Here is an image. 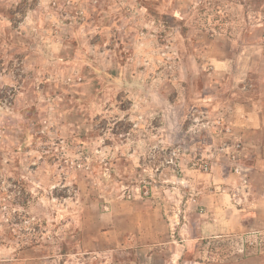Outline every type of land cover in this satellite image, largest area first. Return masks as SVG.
<instances>
[{"label":"rangeland","instance_id":"374dc122","mask_svg":"<svg viewBox=\"0 0 264 264\" xmlns=\"http://www.w3.org/2000/svg\"><path fill=\"white\" fill-rule=\"evenodd\" d=\"M41 22L53 28L49 36L57 31L60 41L95 42L91 74L76 76L71 65L60 62L54 66V73L60 68L58 79L38 78L53 69L31 48L37 46L35 26ZM254 24L261 26L246 33ZM240 29L242 39L248 34L258 40L264 32V0H0V68L12 79L6 85L0 78V107H13L22 85L30 94L47 91L37 102L35 95L29 99L53 106L37 114V134L20 146L10 141L12 150L0 147V264H160L170 251L171 244L160 242L170 231L167 217L173 212L155 183L171 182L155 177L156 166L159 171L164 164L151 159L152 149H193L198 136H190L183 125L172 139L177 142L164 144V116L153 113L148 102L151 97L163 101L172 89L153 92L148 77L133 80L130 73L195 72L199 45L220 42V33L233 37ZM137 42H155L154 49L135 51ZM20 48H28L26 65L10 54H20ZM150 58L155 61L149 65ZM76 89L90 95L85 103L109 109L92 114L89 129L71 124L88 116L71 113L72 105L84 102ZM133 105L139 110L130 111ZM172 115L169 122H183L180 113ZM148 124L159 133L156 145L147 143ZM132 136L146 140L138 158L129 154L130 145L112 147L116 141L130 143ZM236 178L243 188L248 185ZM253 229L264 232V224ZM259 231L247 240L233 236L206 246L220 264H264V233Z\"/></svg>","mask_w":264,"mask_h":264},{"label":"crops","instance_id":"0c3cea01","mask_svg":"<svg viewBox=\"0 0 264 264\" xmlns=\"http://www.w3.org/2000/svg\"><path fill=\"white\" fill-rule=\"evenodd\" d=\"M41 23L35 26L38 35L37 46L31 48L39 50L38 58L42 63L45 61L47 64H52L53 69L51 74H36L38 78L44 77L51 81L58 79L60 68L57 69V73H54V66H58L60 62L71 65L72 74L76 76L82 75L81 77L86 78V75H83L85 71L91 74V69H95L93 65L96 66L93 59L97 60L91 56L92 47H96L95 42L87 45L60 41V34L57 35V31L55 35L51 33L49 36L48 32L53 31V28L51 30L50 27L44 26L45 23ZM254 26L261 25H251L245 32L251 33ZM241 33V29L233 37L220 33L224 36L220 42L211 41L204 43L203 46L199 45L201 51L195 55L197 59L194 58L197 67L195 72L181 70L179 75H173L168 74L166 70L163 73L139 74L134 70L135 72L130 73L134 77L133 80L140 76L148 77L150 82L148 87L153 92L158 90L165 92L172 89L163 101L151 97V101L148 102V106L154 109L153 113H161L164 116L166 128L164 144L177 142L172 139H175L179 127L183 128L191 108L206 111L212 121L220 120L219 125L212 126L199 134L196 142L192 144L193 149L188 146L186 149L182 148L183 153L177 166L164 165L159 171L158 166L155 168L157 180L171 182V184L155 183V188L163 193L167 211L173 212L172 216L167 217L170 231L163 242H160L161 245L171 244L170 251L163 254L160 264H220L221 259L214 255L212 257L214 253L206 246L209 240H233V236L247 240L249 234L259 231L253 229L254 226L264 224V39L261 35L264 32H261L258 40L248 39V34L242 39ZM104 45L102 48H105ZM154 45L155 42H137L134 43L133 48L135 51L154 49ZM203 47L206 49L205 53L202 52ZM19 50L20 54H10H13L16 59H21L25 65L28 64L30 61L25 60L28 57V48H26L27 51L24 48ZM107 57L105 56V59ZM154 61L155 59L150 58L149 65ZM167 62L168 60L165 59V67H169L166 65ZM34 63L40 62L36 60ZM0 64H3V60ZM0 78L6 85L12 80L9 70L6 72L1 68ZM87 79L94 80L93 77ZM161 79L164 85L158 87L157 83L159 84ZM41 88L44 87L41 86ZM36 93L30 94L27 87L22 85V89L15 96L13 107L7 108V111L0 107V136L5 137L0 143L3 149L12 150L10 141H13L15 146H20L26 137L31 136L32 133L37 134L36 128L39 122L37 114L40 116L42 111L47 112L53 109L50 104L39 105L29 99V94L35 95L37 102L40 94L43 96L47 94V91L41 89ZM75 93L84 102L71 106L72 115L79 116L82 112L88 116L85 115L81 122L76 119L71 124L89 129L91 115L98 112L107 113L109 109L105 105L97 107L85 103L90 95L84 94L83 90L76 89ZM162 94L165 93L162 92ZM32 105H35V108ZM138 110V105L130 108V111ZM173 112L180 113L178 119L183 115L181 124L168 121L169 116L173 118ZM28 126L30 128H27ZM147 131V143L156 145L159 141L157 129L148 124ZM128 141L130 143L122 141V145L117 141L111 144L112 147H119L122 150L130 145L129 154L138 158L137 154L143 151L139 150L142 147L141 144H146L145 137L132 136ZM233 141L240 142L242 151L239 161L250 172V180L245 188L239 184L226 157L212 159L211 167L207 171L200 169L198 163L192 160L194 152H207L211 146H218L222 142L233 144ZM155 148L160 149L157 146L152 150ZM155 156L153 161L161 162L158 158L160 156L158 154Z\"/></svg>","mask_w":264,"mask_h":264},{"label":"built area","instance_id":"2783aa9c","mask_svg":"<svg viewBox=\"0 0 264 264\" xmlns=\"http://www.w3.org/2000/svg\"><path fill=\"white\" fill-rule=\"evenodd\" d=\"M220 124V120L212 121L208 113L199 108H191L188 116L185 120V130L190 136H199V134L212 126ZM225 130V129H224ZM242 151L240 142L233 141V144L222 142L218 146H211L207 149V152L197 151L192 155V160L198 163L199 168L207 171L210 169V161L216 157H226L230 162V168L233 174L240 180L243 185L248 183L249 169L239 161V155ZM161 153L160 163L164 165L177 166L180 162L183 149L181 146H175L167 148L166 150H160L155 148L152 150L151 159L154 160L155 155Z\"/></svg>","mask_w":264,"mask_h":264}]
</instances>
